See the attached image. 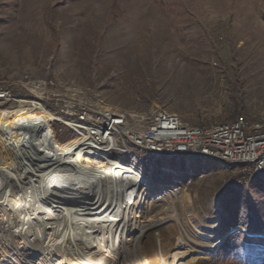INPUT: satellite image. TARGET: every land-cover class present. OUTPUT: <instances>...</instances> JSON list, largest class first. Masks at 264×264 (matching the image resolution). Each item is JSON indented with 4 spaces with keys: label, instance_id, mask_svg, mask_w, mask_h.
Here are the masks:
<instances>
[{
    "label": "rangeland",
    "instance_id": "374dc122",
    "mask_svg": "<svg viewBox=\"0 0 264 264\" xmlns=\"http://www.w3.org/2000/svg\"><path fill=\"white\" fill-rule=\"evenodd\" d=\"M0 87L20 100L0 101V161L11 157L10 141L28 123L21 106L36 112L32 118L58 144L81 143L50 114L52 97L98 102L128 117L160 108L190 125L239 117L264 124V0H0ZM138 154L149 161L138 166L151 189L139 220L180 218L146 233L151 255L155 232L165 238L163 254L179 232L219 240L190 243L195 264H221V243L233 231L240 260L252 248L264 250V221L254 217L257 231L220 222L223 201L238 190L252 207L264 201V177L247 181L218 161Z\"/></svg>",
    "mask_w": 264,
    "mask_h": 264
},
{
    "label": "bare ground",
    "instance_id": "6f19581e",
    "mask_svg": "<svg viewBox=\"0 0 264 264\" xmlns=\"http://www.w3.org/2000/svg\"><path fill=\"white\" fill-rule=\"evenodd\" d=\"M18 111L26 113L28 123L10 141L11 157L0 161V256L5 261L157 264L155 259L160 256L161 264H195L197 252L190 243H219L200 233L191 237L179 232L163 254L165 238L155 232L156 249L151 255L152 242L146 233L169 220L180 224V218L163 215L139 220L151 190L144 185L142 174L123 161L90 153L82 143L58 144L32 118L36 112L23 106ZM4 147L7 152L9 146Z\"/></svg>",
    "mask_w": 264,
    "mask_h": 264
},
{
    "label": "built area",
    "instance_id": "2783aa9c",
    "mask_svg": "<svg viewBox=\"0 0 264 264\" xmlns=\"http://www.w3.org/2000/svg\"><path fill=\"white\" fill-rule=\"evenodd\" d=\"M10 100L19 101L10 89L0 87V101ZM50 101L52 108H56L52 109L53 114L64 120L87 151L123 161L136 172H143L144 168L138 166L140 162L142 166L149 164L138 154L144 150L162 159H185L188 164L218 161L247 181L264 177V124L259 120L239 117L227 122L190 125L178 114L160 108H152L144 117L131 114L128 117L98 102L70 97H52Z\"/></svg>",
    "mask_w": 264,
    "mask_h": 264
},
{
    "label": "trees",
    "instance_id": "16d2710c",
    "mask_svg": "<svg viewBox=\"0 0 264 264\" xmlns=\"http://www.w3.org/2000/svg\"><path fill=\"white\" fill-rule=\"evenodd\" d=\"M261 183H264V181ZM259 192L264 195V184L260 186ZM254 217L264 221V201L259 202L255 207H252L249 199L246 196H243V193L240 190L229 195V197L223 201L222 210L220 212L221 226H233L240 222L244 225H251L253 230L257 231L258 228L252 224ZM236 233L237 232L233 231L227 234L221 243V251L219 253V261L221 264H264V250L259 248H252L250 252L246 254L244 260H240L236 256V244L232 241V237ZM245 238L247 240H253V238L250 237ZM262 242L264 243V238Z\"/></svg>",
    "mask_w": 264,
    "mask_h": 264
}]
</instances>
